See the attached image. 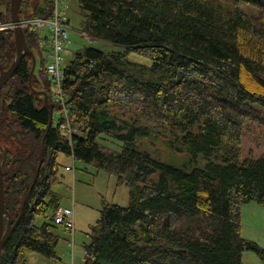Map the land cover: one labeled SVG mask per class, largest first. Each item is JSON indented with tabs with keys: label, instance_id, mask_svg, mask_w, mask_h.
I'll return each mask as SVG.
<instances>
[{
	"label": "trees",
	"instance_id": "1",
	"mask_svg": "<svg viewBox=\"0 0 264 264\" xmlns=\"http://www.w3.org/2000/svg\"><path fill=\"white\" fill-rule=\"evenodd\" d=\"M80 32L108 50L86 46L64 66L66 113L53 100L41 32L25 29L27 55L0 90V163L12 223L43 162L24 214L0 252V264H29L35 253L56 262L62 197L54 189L60 154L126 185L128 207L102 199L89 227L83 264H244V249H264L242 235L241 208L264 207V154L243 160V136L264 139V0H77ZM52 0H23L21 17H49ZM0 0V20H10ZM13 30L0 31V63L17 55ZM131 54L147 62L130 59ZM53 105V122L45 106ZM55 114L57 121L55 122ZM169 124L178 149L207 159L190 172L161 163L143 143ZM118 141V147L108 142ZM6 224V222H5ZM57 253V254H56Z\"/></svg>",
	"mask_w": 264,
	"mask_h": 264
},
{
	"label": "rangeland",
	"instance_id": "2",
	"mask_svg": "<svg viewBox=\"0 0 264 264\" xmlns=\"http://www.w3.org/2000/svg\"><path fill=\"white\" fill-rule=\"evenodd\" d=\"M36 1L28 0L31 5ZM64 10L70 22L68 25L69 37L62 51L63 65L74 57L76 51L86 46L96 47L101 50L111 48L107 43L92 42L88 36L82 35L80 23L84 19L85 12L80 9L77 0H66ZM45 55L48 58V55ZM129 58L138 62H147L145 58L137 54H131ZM262 76L264 77V74ZM51 85L52 90H55V85ZM57 119V114H55V122ZM142 122L150 126L152 125L154 128L144 140L143 145L149 150L155 160L187 172L196 168H205L207 159L204 158L202 153L194 154L188 147L178 149V146H176L178 142L175 139L182 137L180 130L176 129L174 131L169 124L157 120L144 119ZM108 144L114 148H117L119 145L116 140L110 141ZM242 147L243 160L249 158L259 159L264 154V139L247 133L243 136ZM75 163V166H71L75 171L74 181L71 179L69 183L64 182L63 185L59 184L54 189L62 194V201L60 202L63 205L72 208L74 202L75 213L77 207H79L81 220H92L91 223H95L99 216L98 212L101 209L103 198L110 203L122 207L130 205L131 199L128 188L126 185H117L116 175L98 169L93 164L83 163L82 161H76ZM87 214H91L92 218H89L90 215ZM240 220L243 237L248 239V241L255 242L261 249H264V207L262 204L255 200L243 204ZM75 228L74 248L70 246L72 235L70 236V234L61 228L55 230L61 236L56 247V252L61 260L51 263L41 255L36 254L34 256L37 258L32 259L31 255L28 254L29 264L34 262L42 264H83V257L85 255L84 243L89 242L90 239L87 230L77 226ZM241 259L244 264H264L259 254L252 249H244Z\"/></svg>",
	"mask_w": 264,
	"mask_h": 264
},
{
	"label": "built area",
	"instance_id": "3",
	"mask_svg": "<svg viewBox=\"0 0 264 264\" xmlns=\"http://www.w3.org/2000/svg\"><path fill=\"white\" fill-rule=\"evenodd\" d=\"M53 8L49 17H22L20 18L19 25L23 28H35L41 32L40 45L47 50L49 61L47 63V73L56 89L54 90L53 100L61 103L66 113L67 107L61 92L62 82L65 78L64 66L62 64V51L65 42L69 37V17L65 12L66 0H52ZM16 23L10 20H0V31L14 30ZM73 209L68 207H59L55 213V224L64 225L70 233L74 232V214ZM72 240V239H71ZM74 248V240L70 243ZM40 264V263H38Z\"/></svg>",
	"mask_w": 264,
	"mask_h": 264
},
{
	"label": "water",
	"instance_id": "4",
	"mask_svg": "<svg viewBox=\"0 0 264 264\" xmlns=\"http://www.w3.org/2000/svg\"><path fill=\"white\" fill-rule=\"evenodd\" d=\"M23 0H10V11L11 12V20L13 22L16 23V26L14 28V36L15 37V43H16V47H17V55L16 58L14 60V62H12V65L8 68L5 69L1 63H0V90L1 88H3L5 86V84L8 82V80L11 78L12 75H14V73L16 72L18 66H19V62L22 60L23 57L29 55L32 58V67H31V71H30V85L31 84V78H32V74H34L35 68H36V64H37V59H36V55L34 54V52L30 49V47L27 44L26 38L25 36V30L18 24L20 21V13L18 11H20L21 5H22ZM40 94H42L44 96L45 100V106L47 108H49L50 110V121H49V125L48 127L50 128L53 122V105L51 102H49V97L46 91H39ZM45 138V136H44ZM43 139L42 141V146H41V150H40V155H39V164L32 182L31 187L29 188V190H27V193L25 194L22 203H21V209L19 212V215H17V219L14 223H12L11 217L9 212L6 209L5 206V188H4V174H3V169H2V165L0 163V252L3 249L4 245H5V241H7V239L9 238V236L11 235V233L13 232V229L16 228V226L19 224L24 211H25V206L27 203V200L29 198V195L31 193V189H33L38 177H39V173H40V167H41V163L43 162V150L45 148V139ZM6 222V224H5Z\"/></svg>",
	"mask_w": 264,
	"mask_h": 264
},
{
	"label": "crops",
	"instance_id": "5",
	"mask_svg": "<svg viewBox=\"0 0 264 264\" xmlns=\"http://www.w3.org/2000/svg\"><path fill=\"white\" fill-rule=\"evenodd\" d=\"M58 161H59V164H60V170H59V178L61 180V183L60 184L63 185L64 182L69 183L71 179L74 181L75 171H74V168L71 167V166L72 165L75 166L76 165L75 162L78 161V160H76L73 156H68V155H65V154H60L59 157H58ZM60 195L62 197V194H60ZM61 206H66V205H63L62 202H61ZM66 207H68V206H66ZM72 209H73V212H74L73 213L74 214V226H73L74 227V236H75V231H76L75 226H77L79 228H83V229H85V230H87L89 232V227H90V225H92V223H91L92 220L91 219H89L91 221H87V219L81 220V218H80L81 212L79 210V207H77V211L75 213V210H74V202H73ZM99 212H100V210H99ZM87 215H90L89 218H92L91 214H87ZM99 215H100V213H99ZM98 218H99V216H98ZM58 228H61L63 231L67 232L71 236L70 231L67 228H65V226H62L61 225ZM74 247H75V245H74ZM29 255H31L32 259L33 258H37L36 256H34V255H36L35 253H30ZM72 255H73V253H72ZM83 259H84V257H83Z\"/></svg>",
	"mask_w": 264,
	"mask_h": 264
}]
</instances>
